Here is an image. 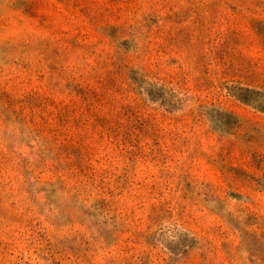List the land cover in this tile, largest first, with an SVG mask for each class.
Segmentation results:
<instances>
[{"label":"rangeland","instance_id":"rangeland-1","mask_svg":"<svg viewBox=\"0 0 264 264\" xmlns=\"http://www.w3.org/2000/svg\"><path fill=\"white\" fill-rule=\"evenodd\" d=\"M0 264H264V0H0Z\"/></svg>","mask_w":264,"mask_h":264}]
</instances>
